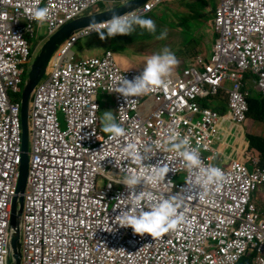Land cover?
Here are the masks:
<instances>
[{"label":"built area","instance_id":"1","mask_svg":"<svg viewBox=\"0 0 264 264\" xmlns=\"http://www.w3.org/2000/svg\"><path fill=\"white\" fill-rule=\"evenodd\" d=\"M242 3L222 28L218 55L202 68L185 70L166 99L157 96L161 104L138 106L133 95L118 93L127 76L109 52L90 68L74 56L50 66L29 107L25 264H235L248 244L264 241V220L258 222L254 207H247L250 191L264 182V169L249 174L237 163L229 171L208 166L203 151L211 142L210 113L196 104L197 95L217 93L226 77L237 80L242 72L255 76L252 81L264 90V30L254 28L264 27V0ZM17 8L22 4L0 8V28L17 23ZM16 28L13 38H0V261L8 246L9 206L21 161L18 64L27 40L20 38V25ZM254 35L261 37L262 47L252 41ZM98 86L116 95L118 129L107 131L95 117ZM231 94L236 123L248 104ZM129 109L136 110L132 118ZM197 114L201 119L194 121ZM119 173L130 184L114 189L110 177ZM99 176H107L101 191L96 190ZM109 202L110 216L99 217ZM213 237L216 246L209 244Z\"/></svg>","mask_w":264,"mask_h":264},{"label":"clouds","instance_id":"2","mask_svg":"<svg viewBox=\"0 0 264 264\" xmlns=\"http://www.w3.org/2000/svg\"><path fill=\"white\" fill-rule=\"evenodd\" d=\"M239 1L241 3L239 10H242L243 3L242 0ZM181 3L186 4L187 0H0V8L12 10V8L15 7V4H22V8H17V12L19 14L16 18L17 23L9 24L5 28H0V38H13V36L18 33L17 30L19 28H16V26L20 25V38L27 40L25 41L27 47L23 45V48H25V50L22 51L23 59L18 64L19 69H21L19 79H21L22 84V90L19 94H17V97L20 98L21 101L19 114L20 135L22 124V91L26 83V78L24 80V76H27L30 67L34 63L36 57L40 54L45 43L63 26L83 17H89L86 24L74 29L60 42L55 44V48L51 51L47 59L44 74L39 83L47 77L50 70L49 68L52 64L59 67L71 56H74L78 59L79 63H82L87 68H90V65L94 60L102 61L109 52L112 62L120 70V72L127 76V81L123 82V86L121 88L117 85L118 93L123 95H135L146 92L150 95L152 101L158 103H160L161 100H158L157 96H162V100L166 99L169 88H172V85L175 84L184 74L185 70L192 67L202 68L203 64L208 62L207 58L210 57L204 49L201 53L194 54V50L197 49L195 44L184 47L180 44V41H178L181 52H184V55L186 56L181 59L180 50L177 49L176 46H173V44H170L167 40V31L169 28L165 26L162 27L163 25H161V21L162 19L164 20L165 17L168 18L174 15L175 12L173 9L177 4ZM213 9L215 10V16L212 22H209V25L213 28V31L216 29L221 30L222 34V28L227 25L226 20L233 18V15L238 10L232 14L226 15L224 14V11L219 8L218 3H216ZM1 13L3 12L0 11V14ZM100 14H103V17L100 20H96L94 16ZM163 14L164 16L162 17L161 15ZM165 21H167V19ZM28 25H30L31 31L26 30ZM42 27H45L43 32L44 36H41ZM8 28L13 29L11 33H8ZM188 29L184 30V32H188ZM136 33L139 35H135ZM254 37H257V35H254L251 39L253 40ZM80 40L84 41L83 45L79 43ZM105 40H108L107 44L103 43ZM158 41H162V43L159 46H156ZM95 43H98L105 48H103L100 53H92L93 50H97V48L94 47ZM255 44L262 47V41L260 44ZM79 48L88 49L92 55H87L86 57L82 55L78 56L77 53ZM131 56L139 58L135 65L130 66L125 63H121L120 60L127 61ZM136 65L140 66L135 68ZM246 74L248 75L249 81L256 84L252 81L255 76L250 73ZM33 94L27 105V123L29 125L30 133L29 164L32 137L28 116ZM101 95H105L107 97V105L104 104L105 100L101 99ZM217 96L225 97L229 104L234 99V95L231 93L227 96V89L223 85L215 94L207 93L197 95L196 104L199 109L208 110V100L216 99L218 102H223L218 99ZM94 97L96 104L95 117H101L105 123H109V120L114 121V129H118L120 125L118 117L117 115H113L114 112L117 111L116 95L112 93L111 90L98 86L96 87ZM133 100H136L137 103L139 102V99ZM247 104L249 111L248 101ZM102 111H106L108 113H101ZM248 111L244 114L242 120H236V123L232 121V123H245ZM257 120L261 121L260 119ZM261 122L264 123V121ZM230 128L232 130L234 127L230 126L229 129ZM210 140L211 142L209 146L204 148L203 151V159L208 166L229 171L232 169V166L237 163L245 167L249 174L255 173L258 169H264V153L260 150H256L255 148L250 149L252 156L248 159L243 157H241V159L230 158L228 164H224L223 162L218 163L219 151L214 148L215 139L213 135L210 137ZM258 155L262 157V160H260ZM209 177L213 178L214 175H209ZM98 179L96 190L101 191L106 185L107 176H99ZM262 188L264 189V182H257L255 188L250 191L247 200V207L250 205L254 207V212L257 214L258 222L264 220V208L262 209L259 206L256 198V195ZM238 227L239 223L237 222L234 228L237 229ZM211 241L215 243L214 246L218 244L217 237H213V240ZM253 243L255 244L247 245L243 254L238 258L235 264H238L241 258L249 255L251 258V264H261L260 259H263L264 261V241L255 239ZM9 256L10 253L7 246L6 253L3 256L2 261H0V264H8L7 261ZM21 264H25L23 244Z\"/></svg>","mask_w":264,"mask_h":264},{"label":"crops","instance_id":"3","mask_svg":"<svg viewBox=\"0 0 264 264\" xmlns=\"http://www.w3.org/2000/svg\"><path fill=\"white\" fill-rule=\"evenodd\" d=\"M219 4V8L224 11V14L229 15L233 12L239 10L241 3L239 0H217ZM209 13L213 12L215 16V10L208 7ZM208 13V14H209ZM213 16V18H214ZM213 18L210 20L212 22ZM215 35L212 39H209L208 42H204V50L208 53V47L210 46V57L207 58V61H212L218 55V44L221 41V30L216 29L214 31ZM253 42L261 43V37L257 35L254 37ZM94 47L97 50H93L92 53H100L104 46L99 45L98 43L94 44ZM197 50V49H196ZM194 50V51H196ZM144 51V50H141ZM201 53V51L195 52ZM78 56L92 55L88 49H78ZM139 58L136 56H131L127 61L120 60L121 63H125L127 65L133 66L138 62ZM140 65H136L138 67ZM235 68H232V71ZM223 85L227 89V96L234 92L236 96L242 97L248 101L249 106L251 104L250 98L253 96H257L259 98H264V90L249 81L248 75L246 73H239V77L237 80H234L230 77H226L223 81ZM101 99L105 100V105H107V97L105 95H101ZM132 99H139L137 103L138 106H152V99L149 94L146 92L141 94H135L132 96ZM178 99V98H175ZM179 100V99H178ZM205 108V107H203ZM208 110L209 116L208 121L210 124V129L212 130V135L214 136L215 143L214 148L219 151V160L218 163L228 164L230 158H250L252 154L250 153L251 148H255L256 150H260V146H264V123L258 121L255 116V111L251 108L248 111L247 120L243 124H234L231 119V107L228 102H218L216 99L208 100ZM135 109H129L128 115L129 118H132V115L135 113ZM106 112L102 111L101 113ZM108 113V112H106ZM111 113V112H110ZM113 115H117V111L114 112ZM202 114H197L193 116V120L201 119ZM111 123V121H108ZM230 126L234 128L229 129ZM110 128H115L114 125H109ZM109 128V129H110ZM107 129V130H109ZM111 129L109 131H112ZM17 184L14 186V190L17 187ZM257 202L260 204V201L264 202V189L262 188L259 193L256 195Z\"/></svg>","mask_w":264,"mask_h":264},{"label":"water","instance_id":"4","mask_svg":"<svg viewBox=\"0 0 264 264\" xmlns=\"http://www.w3.org/2000/svg\"><path fill=\"white\" fill-rule=\"evenodd\" d=\"M103 14L95 15L96 20H100ZM89 17H83L63 26L56 32L42 47L40 54L36 57L34 63L27 73L25 86L22 91V106H21V163L19 167L18 184L16 194L11 201V216H10V236L8 239V250L10 256L8 264H21L22 259V218L24 207V194L26 193L28 170H29V154H30V133L29 125L25 120L23 111L27 108L32 94L44 74L45 65L51 51L55 48V44L60 42L66 35L74 29L86 24Z\"/></svg>","mask_w":264,"mask_h":264},{"label":"rangeland","instance_id":"5","mask_svg":"<svg viewBox=\"0 0 264 264\" xmlns=\"http://www.w3.org/2000/svg\"><path fill=\"white\" fill-rule=\"evenodd\" d=\"M196 1L197 0H187L186 4H182V3L177 4L175 6V8L173 9L175 14L172 15L171 17H168V18L165 17L164 20L162 19V21H161V25H163L162 27L165 26V27L169 28L167 31V35H168L167 40L169 41V43L173 44V46H176V48L179 50H180V47H179L178 41H180V44L184 47H186L188 45L195 44L197 46V50L194 51L193 53L198 52V51H203L205 39H206V42H208V40L212 39L215 35L213 28L209 25V22L213 18L214 13L213 12L209 13V9H208L209 6L208 5H206L200 9L201 16L198 18L190 16L187 13L188 9L190 7H193L194 3ZM210 5H211V7H214L215 6V0H210ZM196 8H198V7H196ZM161 16L163 17L164 14ZM166 19L169 22L165 21ZM188 27H189V29H188ZM254 28H258L261 31L264 30V27L261 23L257 24ZM186 29H188V32H184V30H186ZM12 30L13 29L8 28L9 33H11ZM44 30H45V27H42L41 28V34H42L41 36H44V33H43ZM135 35H139V34L136 33ZM107 41L108 40H105L103 43L107 44ZM83 42H84L83 40L79 41V43L81 45H83ZM161 43H162V41H158L156 46H159ZM185 50H186V48H185ZM73 51H74V48H73ZM209 52H210V46L208 47V53H207L208 56H209ZM74 53H75V51H74ZM180 55H181V59L186 57L184 55V52L182 53L181 50H180ZM251 55H253L254 58L258 57V53H256V52H252ZM255 64H257V63L255 62ZM25 78H26V76H24V80H25ZM13 81H14V78L11 77L10 82L13 83ZM217 98L222 100L223 102H227V99L223 96H217ZM58 120L60 123V127L64 128L65 123H64L63 115L60 112L58 113ZM263 131H264V129H263ZM258 156H259L260 160H262V157L260 155H258ZM179 179L180 180L185 179V171L184 170L180 172ZM110 181L114 184V189L125 188L124 185L130 184L129 179H127L124 174H120V173L112 175L110 177ZM15 194H16V191L14 192L13 197L15 196ZM112 194H115V193H112ZM259 206L263 209L264 208V202L260 201ZM24 207H25V194H24ZM24 207H23L22 225H23V219H24ZM112 207H113V202H109V203L104 204L102 207L103 208L102 212L99 214V217H109L111 214ZM9 216H11V203L9 206ZM186 259L189 260L190 255H186Z\"/></svg>","mask_w":264,"mask_h":264},{"label":"trees","instance_id":"6","mask_svg":"<svg viewBox=\"0 0 264 264\" xmlns=\"http://www.w3.org/2000/svg\"><path fill=\"white\" fill-rule=\"evenodd\" d=\"M217 3V0H215V5ZM208 5L211 9H213L214 7H211L210 5V0H197L194 3L193 7H190L187 11V13L190 16L193 17H200L201 16V12L200 9L204 6ZM198 7V8H196ZM251 104L249 106V109L251 108L253 111H255V116L257 119H260L261 121H264V98H259L257 96H253L252 98L249 99ZM109 125L113 126L115 125L114 121H111V123H106L104 125L105 129H109ZM114 129V128H110L109 130ZM107 130V131H109ZM260 151H262V153H264V146H260L259 147ZM209 244L214 246L215 243L213 241H209ZM238 264H251V258L250 255L244 258L240 259V262Z\"/></svg>","mask_w":264,"mask_h":264},{"label":"bare ground","instance_id":"7","mask_svg":"<svg viewBox=\"0 0 264 264\" xmlns=\"http://www.w3.org/2000/svg\"><path fill=\"white\" fill-rule=\"evenodd\" d=\"M27 114H28V112H27V108H25L24 111H23V115H24V117H25V118H24L25 120H27ZM9 228H10V227H9ZM8 239H9V238H8Z\"/></svg>","mask_w":264,"mask_h":264}]
</instances>
